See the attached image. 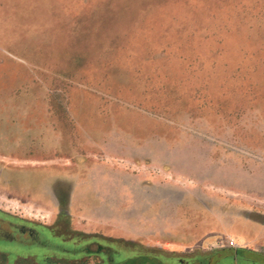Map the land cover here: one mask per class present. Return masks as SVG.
<instances>
[{
  "label": "rangeland",
  "instance_id": "rangeland-1",
  "mask_svg": "<svg viewBox=\"0 0 264 264\" xmlns=\"http://www.w3.org/2000/svg\"><path fill=\"white\" fill-rule=\"evenodd\" d=\"M0 210L51 227L0 216L28 245L64 210L121 259L264 264L214 258L264 253V0H0Z\"/></svg>",
  "mask_w": 264,
  "mask_h": 264
},
{
  "label": "flooded vegetation",
  "instance_id": "flooded-vegetation-1",
  "mask_svg": "<svg viewBox=\"0 0 264 264\" xmlns=\"http://www.w3.org/2000/svg\"><path fill=\"white\" fill-rule=\"evenodd\" d=\"M34 173V172H33ZM35 179L31 180L30 183H34L36 186V191L41 195H51L47 189L51 188L52 182L49 180L51 177H56L55 173H45L41 174L42 176L31 175ZM37 179H36V178ZM54 202H56L54 200ZM56 205L58 203L56 202ZM66 213L64 210H60L58 213L56 220L51 226L59 229L61 232L59 235V240L56 242H51L47 239H44L38 242V240L32 239L30 240V245L26 244V242H22L17 240L9 235L1 234L0 230V239H4L7 243L15 242V247L18 248H29L24 254L22 252H12L8 248H4L0 250V264H19L22 259L23 260H32V264H95L94 261L91 263L87 262V259L90 255L94 256L96 254L102 255L103 260L99 262V264H112L111 263V245L100 244L95 241V236L89 235L85 236L86 233L74 234L73 229L68 227V225L61 223L63 219L66 217ZM0 216H3V221H8V228L17 235H28L29 238H34L35 233L38 229L41 228L42 233L46 236L51 231V227L39 226L29 222L17 223L18 219L12 217L11 214L5 213L0 210ZM1 220V219H0ZM15 222V223H13ZM3 225V224H2ZM6 225V224H4ZM1 227V224H0ZM77 232V231H76ZM82 236L83 238L77 242L74 241L75 237ZM87 237V238H84ZM88 239V240H85ZM56 253L57 255H50L48 253ZM52 254V253H51ZM216 257L217 261L223 258H232L236 263L237 262H247L250 260H264V253L260 250L255 249H226L217 252ZM213 256H203L197 257L194 261H182L179 259L178 264H213L212 261ZM36 259V261H34Z\"/></svg>",
  "mask_w": 264,
  "mask_h": 264
},
{
  "label": "trees",
  "instance_id": "trees-1",
  "mask_svg": "<svg viewBox=\"0 0 264 264\" xmlns=\"http://www.w3.org/2000/svg\"><path fill=\"white\" fill-rule=\"evenodd\" d=\"M114 250V249H113ZM111 248V263L112 264H161L160 261H158L157 257H154L153 255H147V254H136L132 255L131 257H125L120 258L121 254H118L117 251H113ZM114 258H116L114 260Z\"/></svg>",
  "mask_w": 264,
  "mask_h": 264
},
{
  "label": "crops",
  "instance_id": "crops-1",
  "mask_svg": "<svg viewBox=\"0 0 264 264\" xmlns=\"http://www.w3.org/2000/svg\"><path fill=\"white\" fill-rule=\"evenodd\" d=\"M39 198H40V200L47 201L48 203L51 202V200H52V198L46 194L41 195ZM234 225H235L234 226L235 229H239V230L247 233L248 236L250 235V233L254 232V228L249 224H243L240 222H236V223H234Z\"/></svg>",
  "mask_w": 264,
  "mask_h": 264
}]
</instances>
